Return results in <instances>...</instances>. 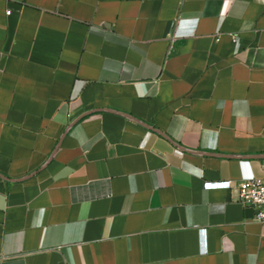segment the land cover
<instances>
[{
    "label": "crops",
    "instance_id": "1",
    "mask_svg": "<svg viewBox=\"0 0 264 264\" xmlns=\"http://www.w3.org/2000/svg\"><path fill=\"white\" fill-rule=\"evenodd\" d=\"M252 179L264 0H0V264H264Z\"/></svg>",
    "mask_w": 264,
    "mask_h": 264
},
{
    "label": "built area",
    "instance_id": "2",
    "mask_svg": "<svg viewBox=\"0 0 264 264\" xmlns=\"http://www.w3.org/2000/svg\"><path fill=\"white\" fill-rule=\"evenodd\" d=\"M10 14V12L8 13ZM173 42L176 38L173 37ZM237 41V39H236ZM171 49L170 54L172 53ZM205 190L227 189L232 190L233 185L230 181L207 182L204 186ZM234 190V189H233ZM237 191V201L244 207L253 208L256 211L254 220L264 225V179H252L242 182Z\"/></svg>",
    "mask_w": 264,
    "mask_h": 264
}]
</instances>
